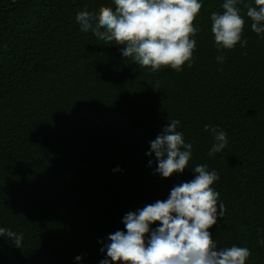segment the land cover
<instances>
[{
    "label": "trees",
    "instance_id": "trees-1",
    "mask_svg": "<svg viewBox=\"0 0 264 264\" xmlns=\"http://www.w3.org/2000/svg\"><path fill=\"white\" fill-rule=\"evenodd\" d=\"M199 2L192 67L153 73L80 31L78 12L113 0H0V227L23 235L21 248L0 236V264H100L127 213L166 200L201 164L219 175L218 250L247 247L246 264H264V33L240 3L247 44L220 53L211 13L224 0ZM171 120L192 156L164 179L147 153ZM205 125L227 134L223 152L208 155Z\"/></svg>",
    "mask_w": 264,
    "mask_h": 264
},
{
    "label": "clouds",
    "instance_id": "clouds-1",
    "mask_svg": "<svg viewBox=\"0 0 264 264\" xmlns=\"http://www.w3.org/2000/svg\"><path fill=\"white\" fill-rule=\"evenodd\" d=\"M114 7L102 6L98 12L80 11L75 19L80 31H91L105 44L119 46L122 57L141 68L159 72L171 68L183 71L192 67L196 40L200 31L194 27L203 5L199 0H113ZM242 3L251 20V30L264 33V0H224L223 12L211 13V32L218 52L233 50L237 43L245 47L242 32L245 19ZM224 55L216 57L224 62ZM159 85L157 84L156 87ZM179 120L168 121L161 133L150 141L148 156L154 154L155 173L164 179L183 174L192 156V144L178 131ZM211 132L213 144L208 153H221L228 144L227 134L216 127L204 126ZM151 166V161H149ZM194 179L177 184L166 200H157L123 217L126 231L108 236L101 249L106 258L100 264H246L251 256L247 247L219 248L209 231L225 211L213 185L219 180L215 170L196 165ZM158 223L152 230L151 226ZM0 236L15 247H22L23 235L0 227ZM260 243L264 244V241ZM80 256L76 257L79 261Z\"/></svg>",
    "mask_w": 264,
    "mask_h": 264
}]
</instances>
